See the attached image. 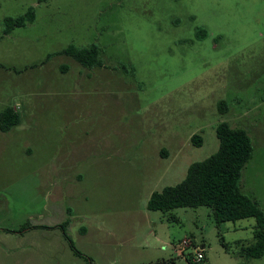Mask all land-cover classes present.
Here are the masks:
<instances>
[{"label": "rangeland", "instance_id": "374dc122", "mask_svg": "<svg viewBox=\"0 0 264 264\" xmlns=\"http://www.w3.org/2000/svg\"><path fill=\"white\" fill-rule=\"evenodd\" d=\"M31 6L0 37V112L21 115L0 129V264H195L185 237L200 264H264L240 254L254 217L148 208L226 120L252 139L241 187L264 211V0H0V22ZM92 43L102 66L60 53Z\"/></svg>", "mask_w": 264, "mask_h": 264}, {"label": "trees", "instance_id": "16d2710c", "mask_svg": "<svg viewBox=\"0 0 264 264\" xmlns=\"http://www.w3.org/2000/svg\"><path fill=\"white\" fill-rule=\"evenodd\" d=\"M35 18L34 6L16 17L7 16L0 22V37L16 27L34 22ZM199 35L204 36L205 31L200 30ZM60 53L72 56L86 67L103 65L102 47L97 43L83 47L71 44ZM219 105L220 113L224 115L229 108L228 102L221 100ZM20 121L21 115L11 106L0 112L2 131L11 130ZM216 132L220 140L218 150L204 160L193 162L181 182L154 191L148 201V208L168 212L179 207L208 206L218 223L254 217V239L242 244L240 254L246 258L261 257L264 255V211L258 201L243 192L241 187L243 170L254 150L252 139L246 128L233 127L226 120L218 124ZM192 141L201 146L203 137L194 134ZM29 226L25 224L21 229ZM71 246L77 254L81 253L72 241ZM226 251L229 252L228 247ZM149 264H166V260Z\"/></svg>", "mask_w": 264, "mask_h": 264}, {"label": "built area", "instance_id": "2783aa9c", "mask_svg": "<svg viewBox=\"0 0 264 264\" xmlns=\"http://www.w3.org/2000/svg\"><path fill=\"white\" fill-rule=\"evenodd\" d=\"M192 246H194V248L196 249V252L194 256L192 257V261L197 264L202 263L206 257L205 249L195 245L193 239L190 237L189 238L185 237L181 239L176 245V251L178 252L180 256H184L185 251Z\"/></svg>", "mask_w": 264, "mask_h": 264}, {"label": "crops", "instance_id": "0c3cea01", "mask_svg": "<svg viewBox=\"0 0 264 264\" xmlns=\"http://www.w3.org/2000/svg\"><path fill=\"white\" fill-rule=\"evenodd\" d=\"M179 240H181V239H179ZM201 247L205 249L204 244H203ZM206 257H207V256H206Z\"/></svg>", "mask_w": 264, "mask_h": 264}]
</instances>
